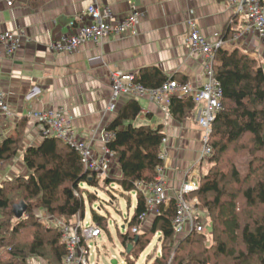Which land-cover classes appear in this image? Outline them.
<instances>
[{
	"label": "trees",
	"instance_id": "trees-1",
	"mask_svg": "<svg viewBox=\"0 0 264 264\" xmlns=\"http://www.w3.org/2000/svg\"><path fill=\"white\" fill-rule=\"evenodd\" d=\"M238 23L235 18L226 27L225 40L232 37ZM214 71L223 91V109L213 124L210 166L195 194L200 218L210 219L214 243L208 246L206 234L199 229L176 239L173 221L177 202L171 198L160 206L151 225V234L160 233L163 241V252L152 264H264V66L238 46L222 47L216 52ZM169 79L187 83L155 67L136 75V81L147 89H157ZM197 107L189 96H173L169 101V112L179 122ZM141 110L140 103L132 99L107 127L114 133L106 146L118 158L119 179L98 178L84 167L76 148L58 138L43 137L38 145L26 146L23 160L28 174L7 178L0 184V264H29L31 257L47 264H63L67 249L62 233L40 221L38 209L69 222L78 213L84 218L85 196L93 202L96 193L83 185L99 188L102 183L108 186L115 182L123 195L137 193L135 212L121 240L127 249L133 245L132 252L141 255L150 240L138 234L140 216L147 211L146 197L138 183L155 181L158 168L164 166L165 138L162 126L129 123L120 128L136 119ZM4 120L0 116V128ZM23 123L17 135L0 139V172L25 147L21 145ZM21 203L25 211L19 217L16 208ZM94 222L108 231L104 216L95 213ZM134 227H138L137 232L132 231Z\"/></svg>",
	"mask_w": 264,
	"mask_h": 264
},
{
	"label": "crops",
	"instance_id": "crops-1",
	"mask_svg": "<svg viewBox=\"0 0 264 264\" xmlns=\"http://www.w3.org/2000/svg\"><path fill=\"white\" fill-rule=\"evenodd\" d=\"M93 3L110 6L115 19L134 10L141 16L129 35L87 40L75 51H52L51 43L76 33L78 23L86 18L85 12ZM231 18L228 0H15L13 6L1 0L0 32L17 33L21 41L13 56L7 55L0 45V91L7 94L15 115L0 128V139L17 135L18 126L25 121L26 126L20 128L26 132V142L17 155L19 161L11 162L0 176V183L28 174L23 152L26 146L38 145L43 139L35 121L28 117V109L66 107L73 118L74 131L83 138H93L96 151L104 153L107 144L103 133L119 110L134 99L140 103L141 113L120 128L129 123L163 127L168 139L164 157L168 200L175 198L184 182L200 185L201 176L210 166L209 159H200L203 134L198 123L200 105L181 122L173 118L169 108L164 109L148 95L140 98L124 95L116 110L109 111L110 76L114 71L137 75L143 69L155 67L168 77L185 79L193 90L199 89L207 77L202 59L191 56L186 45L187 23L194 20L208 41L215 42L223 36ZM224 47L234 46L227 43ZM108 152L112 161L110 178L119 179L118 158ZM132 193L137 199V193ZM37 213L42 222L51 216L44 208ZM152 217L153 222L155 214ZM29 264L47 263L32 257Z\"/></svg>",
	"mask_w": 264,
	"mask_h": 264
},
{
	"label": "built area",
	"instance_id": "built-area-1",
	"mask_svg": "<svg viewBox=\"0 0 264 264\" xmlns=\"http://www.w3.org/2000/svg\"><path fill=\"white\" fill-rule=\"evenodd\" d=\"M9 6H13L15 0H6ZM232 10V18L229 24L238 19V27L229 40L222 36L215 42H210L200 31L194 20L188 21L189 32L186 37V45L193 57L201 58L207 77L206 82L196 90L189 84H181L175 79H169L157 89H147L136 81V74L122 71L111 73L112 94L108 105L109 111L116 110L119 99L124 95L134 98L150 96L156 103L169 108L171 97H192L200 105L198 123L202 129V149L200 159H209L214 153L210 142L213 132V124L217 114L223 109V91L214 71L215 55L217 50L227 43L243 47L251 39L264 38V0H228ZM86 18L78 23L76 33L63 36L50 44L54 52L75 51L87 40L99 41L105 37L126 36L136 27L141 16L137 10L132 11L124 18L115 19L110 6L91 4L86 10ZM21 38L11 31L0 32V45L5 47L7 55L13 56L20 46ZM168 106V107H167ZM28 117L35 121V125L42 137H54L76 148L80 153L84 167L95 172L97 177L105 179L110 177L112 161L107 151L99 153L93 143V138H83L73 129V118L64 106L50 107L46 109H33L27 111ZM0 116L3 117L5 126L8 121L14 119V113L8 102L7 94L0 91ZM114 137L112 132L103 133V141L107 144ZM167 137L163 139L164 149L162 157H165ZM107 148V146H106ZM138 189L145 195L147 211L140 219L144 225L150 215L159 214L160 206L168 200L167 196V171L165 166L158 168V175L152 183H138ZM199 190L195 182H184L175 194L177 213L173 225L177 234L188 233L193 229H199L188 196ZM46 223L57 228L62 233V239L66 244L67 253L63 264H91L92 245L97 243L103 230L93 222H85L81 214L73 217L71 222L64 218L49 216ZM125 229V227H124ZM138 231V227L132 229Z\"/></svg>",
	"mask_w": 264,
	"mask_h": 264
},
{
	"label": "rangeland",
	"instance_id": "rangeland-1",
	"mask_svg": "<svg viewBox=\"0 0 264 264\" xmlns=\"http://www.w3.org/2000/svg\"><path fill=\"white\" fill-rule=\"evenodd\" d=\"M230 45L234 46L232 43H230ZM243 46L245 48H240L248 52L251 56L257 58L259 63L264 66V38L255 41L254 39H251ZM21 133H23V142H21V145L25 146L23 143L26 142V132L21 131ZM15 160L18 162L19 158L16 157ZM10 164L11 162L2 169L0 176L7 171ZM83 187L96 193V197L93 199L95 201L93 202L85 196V222H94V215L97 213L104 216V221L108 224V231H103L101 237L97 240V243H93L92 245L91 264H112L113 259H117L118 264L154 263L156 256L163 252V241L161 240L160 233H156L155 235L151 234L152 215H150L146 223L139 228L138 234L145 237V240H150V243L145 250L142 251L139 257L136 255V252H132L134 250L133 245L130 252L127 253L128 249L121 240V235L125 231L123 225H128V222L131 220L135 212L137 202L136 196L133 193L131 195H123L116 182L108 186L105 185V183H102L99 188L88 187L86 185H83ZM196 192L191 193L190 196H188V200L193 207L196 225L199 227V230L206 234L205 241L206 244L210 246L214 243L212 226L210 225L211 222L208 217L203 216V218H200V204L199 198L195 196ZM185 234L186 233L177 234L176 239H182ZM31 259L32 257L30 258V261Z\"/></svg>",
	"mask_w": 264,
	"mask_h": 264
},
{
	"label": "water",
	"instance_id": "water-1",
	"mask_svg": "<svg viewBox=\"0 0 264 264\" xmlns=\"http://www.w3.org/2000/svg\"><path fill=\"white\" fill-rule=\"evenodd\" d=\"M24 211H25V204H24V203L19 204V205L17 206V208H16V213H17V215H18L19 217H21V216L23 215ZM131 248H132V245H129V246H128V253L130 252ZM112 264H118L117 259H113V260H112Z\"/></svg>",
	"mask_w": 264,
	"mask_h": 264
},
{
	"label": "clouds",
	"instance_id": "clouds-1",
	"mask_svg": "<svg viewBox=\"0 0 264 264\" xmlns=\"http://www.w3.org/2000/svg\"><path fill=\"white\" fill-rule=\"evenodd\" d=\"M51 216H52V215H51ZM81 216H82V215H81ZM82 218H83V217H82ZM83 219H85V217H84ZM46 221H47V219H44V220H43V223H44L45 225H47V226H50L49 224L46 223ZM93 223H95V222H93ZM50 227H52V226H50ZM124 227H125V225H123V228H124Z\"/></svg>",
	"mask_w": 264,
	"mask_h": 264
}]
</instances>
